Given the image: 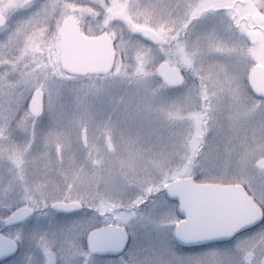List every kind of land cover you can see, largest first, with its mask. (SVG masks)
Instances as JSON below:
<instances>
[{
  "label": "rangeland",
  "instance_id": "1",
  "mask_svg": "<svg viewBox=\"0 0 264 264\" xmlns=\"http://www.w3.org/2000/svg\"><path fill=\"white\" fill-rule=\"evenodd\" d=\"M0 14V234L19 245L3 264H264V226L224 251L181 255L171 243L181 219L163 192L183 178L239 184L264 210V99L247 84L264 66V0H0ZM254 16L263 21L250 46ZM75 26L110 33V75L63 73L61 35ZM141 28L161 44L142 41ZM162 62L184 70L181 88L159 81ZM36 90L42 120L28 111ZM59 202L92 211L60 218ZM24 206L34 217L6 229ZM111 224L127 229L128 250L97 258L87 237Z\"/></svg>",
  "mask_w": 264,
  "mask_h": 264
},
{
  "label": "water",
  "instance_id": "2",
  "mask_svg": "<svg viewBox=\"0 0 264 264\" xmlns=\"http://www.w3.org/2000/svg\"><path fill=\"white\" fill-rule=\"evenodd\" d=\"M262 21L260 16L252 18L254 28L247 34L251 46L258 44L259 36L254 29ZM6 23L7 19L0 14V29ZM137 35L155 47L161 44L160 36L151 29H138ZM59 48L61 68L70 76H107L116 63L114 42L107 32L90 37L76 27L61 36ZM157 77L170 88H179L184 84L181 71L167 63L158 67ZM247 82L253 96L264 99L263 65H256L250 70ZM29 111L34 117L42 116L41 91L33 92ZM163 192L169 201L178 203V215L182 221L175 228L174 239L178 246L185 249L228 243L259 227L264 221L262 207L242 185L202 184L194 178H183L166 185ZM81 209L78 203H57L52 206V210L63 214ZM33 215L32 208L21 207L4 220V226L6 229L20 226ZM129 242V234L125 228L108 225L89 233L86 247L91 254L116 258L125 253ZM18 249V244L12 238L0 234V264L12 259Z\"/></svg>",
  "mask_w": 264,
  "mask_h": 264
},
{
  "label": "flooded vegetation",
  "instance_id": "3",
  "mask_svg": "<svg viewBox=\"0 0 264 264\" xmlns=\"http://www.w3.org/2000/svg\"><path fill=\"white\" fill-rule=\"evenodd\" d=\"M221 12H223L224 13V11H221ZM209 15V13H207V11H201L200 12V16H199V19H204L205 18V16H208ZM231 15V17L229 18L230 19V24H231V28H232V30L233 31H236L238 28H240V23H237V18H235L234 16H233V14H230ZM245 22L246 23H249V21L248 20H245ZM76 27V26H75ZM72 28H74V27H72ZM71 28V29H72ZM253 25H252V19H251V24H249L248 26H247V30H248V33L251 31V30H253ZM70 30V29H69ZM256 32H259L260 30H261V25L259 26V27H257V28H255L254 29ZM66 32V31H65ZM160 65V64H159ZM159 65H158V67H159ZM60 67H61V65H60ZM179 69L182 71V73L184 74V76L186 75V73L184 72V70L182 69V68H180L179 67ZM62 70V69H61ZM63 71V70H62ZM63 73L65 74V75H67L69 78H72V79H84V78H92V77H74V76H70V75H68V74H66L64 71H63ZM167 87V86H166ZM169 89V88H168ZM170 90H172V89H170ZM174 90H177V89H174ZM43 96H45L44 94H43ZM28 111H29V103H28ZM43 111H44V109H43ZM30 113V112H29ZM32 117L34 118V119H36V120H42V118H43V114H42V117H34L33 115H32ZM38 118H40V119H38ZM44 127H46V126H44ZM82 160H83V157H81L80 158V156H79V158L77 159L76 158V163L77 164H81V162H82ZM79 169V168H78ZM167 198V197H166ZM168 200V199H167ZM169 201V200H168ZM171 204H174L175 206H176V210L178 211V203H176V202H171V201H169ZM81 206H82V209L81 210H79V211H76V212H74L73 214H83V213H85L86 212V214L87 213H89V212H91L92 210H91V208L90 207H88V206H86V205H84V204H80ZM51 209V208H50ZM53 213H55L58 217H60V218H64L65 216H71L72 214H62V213H58V212H56V211H53V210H51ZM240 237H238V238H236V239H234L233 241H231V242H228V243H221V244H214V245H209V246H205V247H201V248H192V249H186V251L184 252L182 249H180V247L176 244V242H175V239H174V236H172V239H171V243H172V245H173V247L181 254V255H183V256H186V257H191V256H194V255H196V254H198V253H204V252H206V251H208V250H212V249H219V250H221V251H224L225 250V248H227L231 243H234L237 239H239ZM125 255V254H124ZM123 255V256H124ZM93 256H95V255H93ZM97 258H102V257H97ZM103 259H106V258H103Z\"/></svg>",
  "mask_w": 264,
  "mask_h": 264
},
{
  "label": "trees",
  "instance_id": "4",
  "mask_svg": "<svg viewBox=\"0 0 264 264\" xmlns=\"http://www.w3.org/2000/svg\"><path fill=\"white\" fill-rule=\"evenodd\" d=\"M106 30V29H105ZM97 35V34H96ZM248 90V89H247ZM248 92L250 93V91L248 90ZM0 215H1V213H0ZM263 226H264V224H262L260 227H258L257 229H255V230H252V231H250V232H247V233H245V234H243L242 236H240V238L242 237H245V236H247V235H249V234H251V233H253V232H255V231H257V230H259V229H261V228H263ZM0 229L1 230H5L4 229V227H0ZM184 252L186 251V250H183Z\"/></svg>",
  "mask_w": 264,
  "mask_h": 264
}]
</instances>
